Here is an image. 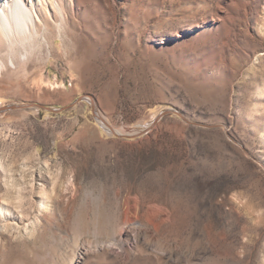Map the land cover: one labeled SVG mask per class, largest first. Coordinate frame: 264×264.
<instances>
[{
    "label": "rangeland",
    "instance_id": "1",
    "mask_svg": "<svg viewBox=\"0 0 264 264\" xmlns=\"http://www.w3.org/2000/svg\"><path fill=\"white\" fill-rule=\"evenodd\" d=\"M23 1L0 264H264V0Z\"/></svg>",
    "mask_w": 264,
    "mask_h": 264
},
{
    "label": "bare ground",
    "instance_id": "2",
    "mask_svg": "<svg viewBox=\"0 0 264 264\" xmlns=\"http://www.w3.org/2000/svg\"><path fill=\"white\" fill-rule=\"evenodd\" d=\"M33 19L32 9L23 0H0V32L10 39L14 36V40L18 37L24 40L21 42L23 49H25V40L35 39L39 32ZM21 56L23 55L21 54ZM19 61L20 58L15 55L8 56L6 61L0 58V71L6 70L8 64L13 68ZM109 130L112 131L111 129ZM112 132L118 135H125L119 131ZM90 241H85V243L92 248V251L100 248V246H94L95 248H93L94 243L92 245V241Z\"/></svg>",
    "mask_w": 264,
    "mask_h": 264
},
{
    "label": "water",
    "instance_id": "3",
    "mask_svg": "<svg viewBox=\"0 0 264 264\" xmlns=\"http://www.w3.org/2000/svg\"><path fill=\"white\" fill-rule=\"evenodd\" d=\"M84 100L89 101V103L91 105L92 113L94 115H96V113H95V109H96L95 108V103H94L93 98L90 97V96H80L77 99H75L73 103H71V104H69V105H67L65 107L58 108V109H53V108L46 107V106L39 105V104L29 103V104L7 105V106L0 107V113H3L5 111H10V110H16V109H41V110H44V111H47V112H50V113L59 114V113H61L63 111H66V110H69V109L73 108L77 103L82 102ZM168 114H177L178 116H180V114H178V113H176L174 111H171V110L163 111L159 116H157L155 118V120L153 121V123H152V125L150 127H152L163 116L168 115ZM148 129L142 131L141 133L135 134V135H118L116 133H114V135L117 136V137H121V138L131 139V138H135L137 136H140V135L146 133L148 131Z\"/></svg>",
    "mask_w": 264,
    "mask_h": 264
}]
</instances>
